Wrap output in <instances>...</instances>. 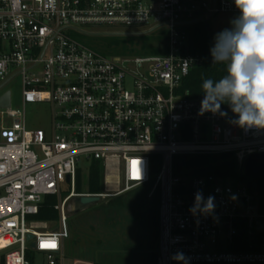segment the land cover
Listing matches in <instances>:
<instances>
[{"label": "built area", "instance_id": "2783aa9c", "mask_svg": "<svg viewBox=\"0 0 264 264\" xmlns=\"http://www.w3.org/2000/svg\"><path fill=\"white\" fill-rule=\"evenodd\" d=\"M219 12L239 10L234 0H0V91L20 76L24 106H53L49 135L28 129L25 111L0 109V264H64L71 200L141 187L151 198L160 192L158 264H264V194L254 178L174 171L176 156L233 154L239 174L246 156L264 153V129L230 123L225 104L227 117L198 115L203 98L181 90L202 63L189 28ZM87 27L166 30V52L108 57L69 32ZM93 161L107 169L105 184L118 179L116 190L77 191ZM197 192L214 197L211 213L189 211ZM48 196H58L59 218L38 220Z\"/></svg>", "mask_w": 264, "mask_h": 264}, {"label": "rangeland", "instance_id": "374dc122", "mask_svg": "<svg viewBox=\"0 0 264 264\" xmlns=\"http://www.w3.org/2000/svg\"><path fill=\"white\" fill-rule=\"evenodd\" d=\"M238 15L239 13L219 12L203 19L213 44L215 35L226 28H231L230 21ZM82 30L85 33L73 30L69 32L85 47L108 57L123 55L122 53L128 50L139 51L141 47L155 42L151 37L166 31L159 29L148 35H124L123 33H140L143 30L107 27H87ZM114 33L120 34L113 35ZM134 54L136 53L127 52L125 55ZM7 91L11 92L12 108L25 111L27 128L43 129L49 135L53 127L52 104L35 102L24 106L20 76L10 81L0 91V96ZM12 122V118L3 117L5 126H11ZM81 165L86 168L88 163L84 161ZM102 170L104 175L102 191L116 190L118 179L110 175L108 183L105 184L108 171L105 167ZM81 177L86 186L88 172L83 171ZM70 185L68 182L62 184V198L70 192ZM149 194L148 187L135 188L118 196L107 197L82 212H69V236L65 241L64 264H148L151 200ZM54 197L58 202V196Z\"/></svg>", "mask_w": 264, "mask_h": 264}, {"label": "clouds", "instance_id": "9594fccd", "mask_svg": "<svg viewBox=\"0 0 264 264\" xmlns=\"http://www.w3.org/2000/svg\"><path fill=\"white\" fill-rule=\"evenodd\" d=\"M239 15L230 21L232 27L215 35L210 49L213 64L226 66V75L218 81L202 82L203 99L198 115L210 112L227 117L221 110L227 104L234 114L230 123L248 131L264 129V0H234ZM215 208L214 197L204 199L195 194L189 211L209 214ZM176 260L184 259L177 253Z\"/></svg>", "mask_w": 264, "mask_h": 264}, {"label": "trees", "instance_id": "16d2710c", "mask_svg": "<svg viewBox=\"0 0 264 264\" xmlns=\"http://www.w3.org/2000/svg\"><path fill=\"white\" fill-rule=\"evenodd\" d=\"M190 47L194 53H197L202 58V63L193 68L189 75L183 80L181 90L183 94H187L191 98H203L202 82L206 78H211L218 81L221 77L226 75V66L223 64H213L210 49L214 46L212 43L208 30L203 23L199 21L189 28ZM149 37V36H147ZM165 33L158 34L151 37L154 43L148 46H143L139 51H127L141 54H161L166 52L164 47ZM155 38V39H154ZM122 53L125 56L127 53ZM230 110L229 106L225 104ZM231 111V110H230ZM160 162V158L155 157ZM238 161L233 154H217V155H180L174 157V171L178 175L187 176H202V175H216L222 178L239 177ZM160 169L158 163L155 170ZM185 172V174H184ZM82 172H79L77 191L99 193L102 191L103 184V170L99 161L91 162L88 173V184L85 186L82 182ZM250 183L258 187V192L264 194V178L252 179ZM85 188L87 189L85 191ZM57 203L56 198L48 196L41 208L40 213L36 216L38 220H57L59 212L54 209ZM160 192L156 191L150 200L149 212V249L148 264H158L159 248H160Z\"/></svg>", "mask_w": 264, "mask_h": 264}, {"label": "water", "instance_id": "95a60500", "mask_svg": "<svg viewBox=\"0 0 264 264\" xmlns=\"http://www.w3.org/2000/svg\"><path fill=\"white\" fill-rule=\"evenodd\" d=\"M211 14L210 16H212ZM209 16V17H210ZM200 20H195L193 23H197ZM154 29L140 32V33H123L124 35H148L153 32ZM120 33H114L113 35H118ZM12 97L11 92L7 91L0 98V109H6L11 107ZM239 174L244 178H254L262 179L264 178V153H256L248 155L244 158L242 166L240 168ZM69 179V178H68ZM100 196H76L74 197L69 205V212L79 213L92 206H95L101 202ZM29 239L32 238L31 235L28 236ZM34 247L35 244H32Z\"/></svg>", "mask_w": 264, "mask_h": 264}, {"label": "snow or ice", "instance_id": "6c2138e0", "mask_svg": "<svg viewBox=\"0 0 264 264\" xmlns=\"http://www.w3.org/2000/svg\"><path fill=\"white\" fill-rule=\"evenodd\" d=\"M52 246H54V245H52Z\"/></svg>", "mask_w": 264, "mask_h": 264}]
</instances>
